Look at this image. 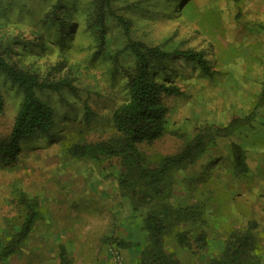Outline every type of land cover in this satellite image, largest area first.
<instances>
[{"label": "rangeland", "instance_id": "1", "mask_svg": "<svg viewBox=\"0 0 264 264\" xmlns=\"http://www.w3.org/2000/svg\"><path fill=\"white\" fill-rule=\"evenodd\" d=\"M257 1L111 0L113 10L130 20L131 39L170 52L202 51L209 67L206 74L172 57L164 70H157L159 81L168 78L164 82L182 93L161 96L168 107L166 131L159 140L138 146L147 162L179 151L199 128L238 120L229 135L216 138L193 164L172 172L163 184L159 206L169 205L183 217L170 227L164 248L182 264H208L221 255L230 232H243L251 222L255 254L264 264V0ZM62 10L70 28L59 45L50 39L47 19ZM97 14L96 0H0V51L40 80L67 78L72 87L59 94L38 92L54 110L53 141L35 135L15 163L0 166L2 242L22 221L21 195L37 201L39 209L28 237L0 264H61V247L69 264H138L146 243L141 223L145 209L138 205L134 211L130 194L120 189V161L67 154L73 142L115 135L111 109L127 99L126 70L132 63L127 40L121 27L105 17L100 42ZM0 90L3 136L21 94L2 75ZM83 103L96 115L88 125ZM231 143L243 150L248 170L242 175L234 173ZM178 232H186L193 243L204 233L205 245L183 248L174 238ZM114 239L131 246L122 249Z\"/></svg>", "mask_w": 264, "mask_h": 264}, {"label": "trees", "instance_id": "2", "mask_svg": "<svg viewBox=\"0 0 264 264\" xmlns=\"http://www.w3.org/2000/svg\"><path fill=\"white\" fill-rule=\"evenodd\" d=\"M184 1L182 0V3ZM231 1L240 2V0ZM96 5L98 11L96 26L100 33V42L104 41L105 17L112 19L121 27L127 40L126 49L132 57L131 66L126 70L127 99L111 109L110 122L115 129V135L99 141L73 142L68 145L67 154L74 159L97 161L118 159L122 170L118 178L120 189L127 195L130 194L134 211L137 210L138 205L145 209L141 223L146 243L140 250L138 264H182L164 248V240L170 227L183 217L179 212L173 211L169 205L159 206L158 198L163 194V184L172 172L193 164L216 138L229 135L238 120L223 127L199 128L191 139L184 142L179 151L166 154L156 162H147L138 146L159 140L166 131L168 107L161 103V96H180L182 93L173 83H165L168 78L159 81L157 70H164L170 63L166 61H170L172 57H180L188 63L197 65L206 74H210L207 60L202 51H193L189 48L170 52L160 46H148L134 41L131 39L130 20L113 10L111 0H96ZM60 7L57 4L56 9ZM60 13L61 15L54 12V16L47 19L53 30L50 39L59 45L68 37L65 33L70 28V19L63 14V10ZM37 37L36 41H40L37 46L43 48L44 42ZM31 43L28 42L26 45L30 47ZM0 75L21 94L19 108L11 127L5 135L0 136V166H8L16 162L23 147H27L35 135L53 141V131L56 126L54 110L41 99L38 92L53 91L59 94L65 89L71 90L72 87L67 78L56 81L40 80L37 73L17 66L11 57L6 56L2 51H0ZM4 110L5 100L0 90V116ZM82 110L84 122L88 125L96 115L87 103H83ZM230 147L234 173L237 175L246 173L248 168L242 148L236 143H231ZM18 204L24 213L22 221L5 242L0 238V261L14 254L39 218L38 203L34 199L21 195ZM253 229L255 223L251 222L243 232H230L224 242L221 255L211 259L208 264H260L259 257L255 254L257 245L252 233ZM174 238L183 248L195 244L199 249L205 245L204 233L197 235L193 240L194 243L190 241L186 232H178ZM113 242L122 249L131 246L123 240L114 239ZM59 257L61 264H69L63 247L60 248Z\"/></svg>", "mask_w": 264, "mask_h": 264}, {"label": "built area", "instance_id": "3", "mask_svg": "<svg viewBox=\"0 0 264 264\" xmlns=\"http://www.w3.org/2000/svg\"><path fill=\"white\" fill-rule=\"evenodd\" d=\"M115 254L117 255V253H116V252H115ZM115 259H116V260H119V259H120V257H119V256H116V257H115Z\"/></svg>", "mask_w": 264, "mask_h": 264}, {"label": "crops", "instance_id": "4", "mask_svg": "<svg viewBox=\"0 0 264 264\" xmlns=\"http://www.w3.org/2000/svg\"><path fill=\"white\" fill-rule=\"evenodd\" d=\"M260 1H261V0H258L256 4H260ZM258 10H259V9H258Z\"/></svg>", "mask_w": 264, "mask_h": 264}]
</instances>
